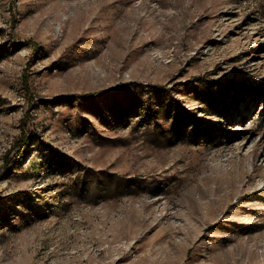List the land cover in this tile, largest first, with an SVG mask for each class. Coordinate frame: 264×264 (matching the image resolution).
I'll use <instances>...</instances> for the list:
<instances>
[{
    "label": "rangeland",
    "instance_id": "obj_1",
    "mask_svg": "<svg viewBox=\"0 0 264 264\" xmlns=\"http://www.w3.org/2000/svg\"><path fill=\"white\" fill-rule=\"evenodd\" d=\"M0 264H264V0H0Z\"/></svg>",
    "mask_w": 264,
    "mask_h": 264
}]
</instances>
